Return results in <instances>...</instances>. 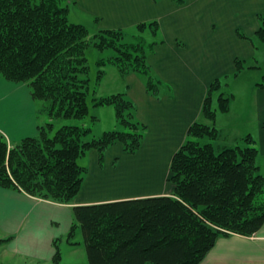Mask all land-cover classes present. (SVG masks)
Wrapping results in <instances>:
<instances>
[{
	"label": "trees",
	"instance_id": "trees-1",
	"mask_svg": "<svg viewBox=\"0 0 264 264\" xmlns=\"http://www.w3.org/2000/svg\"><path fill=\"white\" fill-rule=\"evenodd\" d=\"M71 2L0 0V79L25 83L31 98L41 103L35 136L8 143L0 133V187L60 204L72 203L81 189L87 167L78 162L80 156L95 149L102 162L115 143L135 154L147 130L126 92L95 100L115 111L116 127L99 136L89 138L91 128L83 124L63 123L87 115V48H112L114 54L99 63L112 62L122 74L143 77L146 91L155 97L172 96L170 85L148 63L157 41L147 42L141 34L147 29L156 35V21L137 25L135 36L119 28L90 33L85 25L69 21ZM258 20L256 37L264 42V15ZM234 63V74L247 67L243 59ZM259 84L264 86V80ZM219 87V79L210 84L201 108L211 121L216 114L211 98ZM229 100L220 93L218 110L227 111ZM217 136L213 124L193 122L170 162L172 194L74 205L75 223L64 239L69 241L80 228L88 264H199L219 237L254 235L264 224V167L261 171L258 147L246 135L242 144L216 151L211 140ZM204 137L209 141L202 142ZM57 240L47 261L51 264H62Z\"/></svg>",
	"mask_w": 264,
	"mask_h": 264
},
{
	"label": "crops",
	"instance_id": "crops-1",
	"mask_svg": "<svg viewBox=\"0 0 264 264\" xmlns=\"http://www.w3.org/2000/svg\"><path fill=\"white\" fill-rule=\"evenodd\" d=\"M260 14L264 15V0H185L183 4L172 0H74L69 3V21L83 24L91 32L119 28L135 36L139 34L137 25L156 21V35L147 30L152 41H157L148 55V63L153 73L170 85L172 96L149 94L143 77L127 73L125 92L136 105L137 118L147 126L140 148L135 154H127L121 144L115 143L105 151L102 162L95 149L80 156L86 159L87 174L79 193L69 204L0 187V247L13 258L50 261L55 254L53 242L58 239L62 258V242L68 252L82 246L79 240H64L75 223L72 206L172 194L173 184L167 179L170 162L195 121L216 126L218 136L225 139L222 148L240 145L250 135L258 147L257 159L264 162L261 81L249 82L246 88L251 101L249 107L241 101L235 81V89L225 91L230 97L229 107L221 111L224 113L220 122L217 113L211 121L201 112L213 81L219 79L221 83L220 79L230 75L238 80L245 68L257 67L252 63ZM238 30L246 38L240 37ZM145 33L146 30L141 34ZM237 58L247 61V67L234 74ZM244 85L242 82L239 88ZM212 101L213 94L211 104ZM232 103H241V111L245 109L248 116L244 117L243 113L233 116ZM38 108L25 83L0 79V133L8 141L37 134ZM232 121L236 122L230 124ZM212 144L215 147L214 141ZM199 264H264V224L252 236L219 237Z\"/></svg>",
	"mask_w": 264,
	"mask_h": 264
},
{
	"label": "rangeland",
	"instance_id": "rangeland-1",
	"mask_svg": "<svg viewBox=\"0 0 264 264\" xmlns=\"http://www.w3.org/2000/svg\"><path fill=\"white\" fill-rule=\"evenodd\" d=\"M71 18L73 17L71 16ZM90 33L93 32L90 31ZM134 33H136V31H134ZM126 35L129 34L126 33ZM142 37L147 42H152L153 40L152 36L147 32V29L145 35H142ZM254 42L256 44V55L252 64L257 65V67L245 68L242 71V73L239 75L238 80H234V76L232 75L220 79L221 80L220 87L213 92L212 107L214 109L217 108L216 113H217L218 122H220L221 115H223L224 113L218 110V96L220 93L232 92L235 89L236 85H234V82L236 81L238 83L236 90L239 89V92H241L240 99L241 101H243V103L246 104V106L249 107L251 101H249L248 93H247L248 91L246 90V88L249 86V82H254L255 84L256 81L263 82L264 80L263 79L264 42L260 41L257 37L254 38ZM113 54H114V50L112 48H105L102 50L95 47H89L86 49L85 57L88 65V88L86 94V101L88 106L87 115L82 119L68 118L62 120L63 123L66 124H78V125L83 124L85 126L90 127L91 132L88 136L89 138L91 136H99L104 130H109L116 127L115 111L113 106L111 105L98 106L95 103V100L98 98L104 96H110L112 94H116L119 92H125L126 86L124 89V81H125L124 76L126 74H122L119 71L118 67L112 62L106 61L105 63H99L101 58H108ZM242 82L245 85L243 88H239L242 85ZM36 103L41 104L38 101ZM242 107L243 106L241 105V103H238L237 105L236 103H232L231 114L236 117H237V113L239 114L243 113L244 117H246V115L248 116V113L246 112L245 109L244 111H241ZM236 121H232L230 124ZM56 124L59 125L61 124V122L60 123L57 122ZM201 140L202 142L209 141L207 137H204ZM211 141H214L215 143V147H214L215 150L219 151L222 149L221 146H223L225 139L218 136L216 139ZM8 143H10V141H8ZM78 162L81 165H84L86 163V159L80 157ZM258 164L260 165L262 171L264 167V162L258 160ZM70 240L73 241L79 240L82 246L77 249L75 248L74 251L68 252L65 247V242H62L61 244L59 243L63 253L61 258V263L88 264L87 258L85 256L84 246L82 244L81 232L79 227L77 228L76 233H74L73 237L70 238ZM0 264H38V263H36L35 260H28V259L23 260L22 258L19 257L13 258L9 253L3 250L2 247H0ZM40 264H51V262L44 261L41 262Z\"/></svg>",
	"mask_w": 264,
	"mask_h": 264
}]
</instances>
